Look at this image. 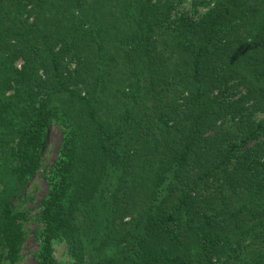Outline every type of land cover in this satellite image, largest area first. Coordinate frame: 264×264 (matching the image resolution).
Returning <instances> with one entry per match:
<instances>
[{"label":"trees","instance_id":"1","mask_svg":"<svg viewBox=\"0 0 264 264\" xmlns=\"http://www.w3.org/2000/svg\"><path fill=\"white\" fill-rule=\"evenodd\" d=\"M182 1L0 0V264H264V0Z\"/></svg>","mask_w":264,"mask_h":264},{"label":"rangeland","instance_id":"2","mask_svg":"<svg viewBox=\"0 0 264 264\" xmlns=\"http://www.w3.org/2000/svg\"><path fill=\"white\" fill-rule=\"evenodd\" d=\"M213 0H200L195 4V0H183L176 9L178 12H188L193 18H200L211 6ZM23 60L17 61V66L20 67ZM75 62L70 59L65 60V68L72 69ZM239 90L243 93L244 88L239 86ZM239 95V93H237ZM237 95V96H238ZM60 99L56 100L59 103ZM258 118L263 117V113L257 114ZM63 129L58 123H53L48 129L47 143L42 151L40 170L31 178L26 188L25 198H16L14 204L18 210H29L33 213L37 208L38 202L45 196L48 191L47 180L43 177L42 172L48 168L57 158L59 154V146L63 139ZM102 224V223H101ZM99 225V222L96 226ZM27 227L32 231L34 225L28 223ZM30 231L22 250L19 253V258L13 261L12 264H37L33 257V252L37 249V242L34 239L33 233ZM54 256L59 264H67L70 261V256L67 250V245L63 240L54 242ZM226 260V259H224ZM8 262H10L8 260Z\"/></svg>","mask_w":264,"mask_h":264}]
</instances>
